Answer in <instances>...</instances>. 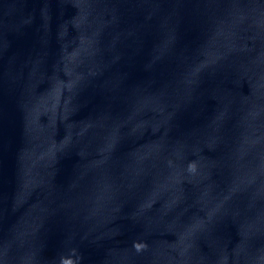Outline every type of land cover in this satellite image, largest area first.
<instances>
[{
  "label": "water",
  "instance_id": "obj_1",
  "mask_svg": "<svg viewBox=\"0 0 264 264\" xmlns=\"http://www.w3.org/2000/svg\"><path fill=\"white\" fill-rule=\"evenodd\" d=\"M0 264H264V0H0Z\"/></svg>",
  "mask_w": 264,
  "mask_h": 264
}]
</instances>
